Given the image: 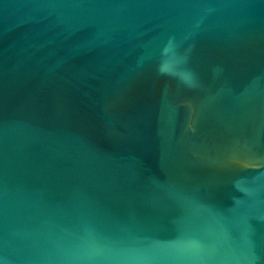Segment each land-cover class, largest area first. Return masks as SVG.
I'll return each mask as SVG.
<instances>
[{"label":"water","instance_id":"water-1","mask_svg":"<svg viewBox=\"0 0 264 264\" xmlns=\"http://www.w3.org/2000/svg\"><path fill=\"white\" fill-rule=\"evenodd\" d=\"M0 264H264V0H0Z\"/></svg>","mask_w":264,"mask_h":264},{"label":"clouds","instance_id":"clouds-1","mask_svg":"<svg viewBox=\"0 0 264 264\" xmlns=\"http://www.w3.org/2000/svg\"><path fill=\"white\" fill-rule=\"evenodd\" d=\"M170 48H171V43H169V45L166 46V48H165V52H167ZM161 74H164V73H161Z\"/></svg>","mask_w":264,"mask_h":264}]
</instances>
